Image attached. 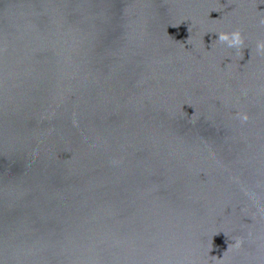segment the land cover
Returning a JSON list of instances; mask_svg holds the SVG:
<instances>
[{"label": "water", "instance_id": "water-1", "mask_svg": "<svg viewBox=\"0 0 264 264\" xmlns=\"http://www.w3.org/2000/svg\"><path fill=\"white\" fill-rule=\"evenodd\" d=\"M261 40L264 0H0V264H264Z\"/></svg>", "mask_w": 264, "mask_h": 264}, {"label": "clouds", "instance_id": "clouds-1", "mask_svg": "<svg viewBox=\"0 0 264 264\" xmlns=\"http://www.w3.org/2000/svg\"><path fill=\"white\" fill-rule=\"evenodd\" d=\"M218 38L220 41L225 42L229 48H239L244 43L243 36L239 30L221 32ZM256 48L258 52L264 53V40L258 41ZM241 119L246 121L248 117L247 115H243Z\"/></svg>", "mask_w": 264, "mask_h": 264}]
</instances>
